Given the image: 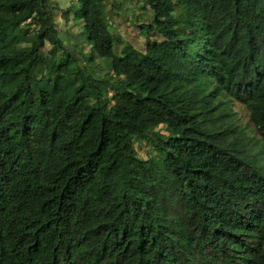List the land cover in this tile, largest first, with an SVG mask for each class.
Listing matches in <instances>:
<instances>
[{"label":"trees","instance_id":"obj_1","mask_svg":"<svg viewBox=\"0 0 264 264\" xmlns=\"http://www.w3.org/2000/svg\"><path fill=\"white\" fill-rule=\"evenodd\" d=\"M121 1L61 40L55 0H0V264H264V175L217 138L237 103L264 140V0H141L142 50Z\"/></svg>","mask_w":264,"mask_h":264},{"label":"rangeland","instance_id":"obj_2","mask_svg":"<svg viewBox=\"0 0 264 264\" xmlns=\"http://www.w3.org/2000/svg\"><path fill=\"white\" fill-rule=\"evenodd\" d=\"M73 0H55L57 9L54 10V22L61 40L67 38L66 30L69 32L76 30V25L71 20L72 15H68L65 20L62 10ZM141 5V0H122L116 5L115 16L108 14L110 25L114 26V31L125 42L131 44L135 49L142 50L145 40L138 32L137 26L132 19L135 16H145L148 13L146 7ZM119 46L117 47V50ZM88 46H84L82 51L88 52ZM94 67L97 74L105 70V66L99 59L94 60ZM229 111L233 113L229 117H224L221 123L223 133L217 136L218 139L229 147V151L240 159H243L255 166L264 175V140L258 137L248 122L244 108L234 103L229 106ZM133 147L140 158H146L150 151V146L142 136L134 134ZM151 154V153H150Z\"/></svg>","mask_w":264,"mask_h":264}]
</instances>
